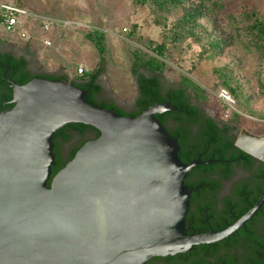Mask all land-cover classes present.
I'll use <instances>...</instances> for the list:
<instances>
[{
	"label": "water",
	"instance_id": "obj_1",
	"mask_svg": "<svg viewBox=\"0 0 264 264\" xmlns=\"http://www.w3.org/2000/svg\"><path fill=\"white\" fill-rule=\"evenodd\" d=\"M11 84L15 105L0 113V264H145L228 238L264 204L263 196L224 230L189 233L185 179L201 161L184 163L156 118L176 107L120 116L89 104L69 81ZM76 122L101 135L52 177L54 134ZM257 139L251 145L242 135L236 144L264 159Z\"/></svg>",
	"mask_w": 264,
	"mask_h": 264
},
{
	"label": "rangeland",
	"instance_id": "obj_2",
	"mask_svg": "<svg viewBox=\"0 0 264 264\" xmlns=\"http://www.w3.org/2000/svg\"><path fill=\"white\" fill-rule=\"evenodd\" d=\"M0 1L21 4L37 18L29 20L24 37L22 28L8 31L0 25V50L28 53L35 72L88 78L101 61L89 35L103 33L101 99L135 109L137 63L157 59L166 88L185 85L203 111L264 136V41L252 29L256 19L264 23V0ZM43 19L51 22L48 31ZM80 65L85 76L78 75ZM225 82L236 92L230 94ZM223 91L231 100L222 98ZM77 143L72 137L64 150Z\"/></svg>",
	"mask_w": 264,
	"mask_h": 264
},
{
	"label": "flooded vegetation",
	"instance_id": "obj_3",
	"mask_svg": "<svg viewBox=\"0 0 264 264\" xmlns=\"http://www.w3.org/2000/svg\"><path fill=\"white\" fill-rule=\"evenodd\" d=\"M0 54L11 55L18 61L26 58V68L37 73L31 67L28 53L8 48L0 50ZM17 73V68L10 63L0 62V113L13 103L11 80L17 82ZM191 104L202 112L196 116L195 123L186 127L184 137L187 143L185 149L180 147V151L190 162L200 160L201 163L185 179L191 191L187 227L189 233L195 234L221 231L234 224L264 196V159L237 146L243 135L239 124L203 111L192 100ZM134 108L125 111L129 114L137 111L136 102ZM187 117L184 115L180 120L166 116L165 128L171 135L175 130L181 131ZM246 239L257 244L253 257L247 256V250L242 249L241 243ZM209 245H218L221 254L229 249L239 258L235 264H264V204L245 226L228 238Z\"/></svg>",
	"mask_w": 264,
	"mask_h": 264
},
{
	"label": "trees",
	"instance_id": "obj_4",
	"mask_svg": "<svg viewBox=\"0 0 264 264\" xmlns=\"http://www.w3.org/2000/svg\"><path fill=\"white\" fill-rule=\"evenodd\" d=\"M174 5H178L181 0H172ZM18 4V3H16ZM21 5V4H19ZM22 6V5H21ZM254 33L257 35V39L264 41V23L256 19L252 25ZM89 38L96 43L97 49L101 54V61L99 68L91 73L88 78L81 80H71L67 74L57 73H32L26 66L28 61L26 58H21L20 61L15 60L11 55L0 54V62L4 61L7 64L17 68L18 76H15L18 83L26 84L34 78H47L56 81H69L76 87H79L87 91L86 98L89 104L98 107L114 110L120 116L137 117L148 107L157 103L169 102L172 106L176 107L177 110L157 114L156 118L165 127V117H177L182 119L184 115H188L185 124L181 131H173L172 135L179 141V147L185 149L186 138L184 137L190 124L197 121V115L201 114V109L191 104V98L188 93V87L185 85H178L166 88L163 82L161 74V64L158 63L157 59L145 60L137 63L136 70V82H137V97L136 105L138 110L129 114L123 108L119 107L116 103L108 102L101 99V93L103 86L98 82L99 77L105 72L106 60L103 54L105 53L104 47V34L89 35ZM146 72H142L141 70ZM79 76H85V74H78ZM226 86L230 90V94L236 92V90L230 86L228 82H225ZM14 103H11L8 110L14 107ZM215 128L214 126H212ZM230 129V128H229ZM168 131V130H167ZM180 133V134H178ZM101 135V132L96 127L76 122L68 123L61 127L53 137L55 143V165L53 166L52 177L66 166V164L72 160L77 151L89 140L96 139ZM78 137V143L68 150H64V144L68 142L72 137ZM238 150V149H237ZM179 156L184 163H191L181 151ZM242 249H246L247 256L253 257L256 252L257 244L252 239L244 240L241 243ZM221 248L217 245H198L194 250L187 253H178L176 255L168 256H155L148 260L145 264H212V263H232L235 264L239 259L236 255H232L229 249L223 254L220 253Z\"/></svg>",
	"mask_w": 264,
	"mask_h": 264
},
{
	"label": "built area",
	"instance_id": "obj_5",
	"mask_svg": "<svg viewBox=\"0 0 264 264\" xmlns=\"http://www.w3.org/2000/svg\"><path fill=\"white\" fill-rule=\"evenodd\" d=\"M37 19L35 14L30 12L24 6L13 2H2L0 3V25H2L6 30L12 31L16 28H22L21 36L26 35V26L29 20ZM42 28L44 31H48L51 28V22L49 20L43 19ZM67 21H62L64 26L67 25ZM43 42L47 45H51V41L47 38H43ZM85 71L84 65H80L78 68V74H83ZM222 98L225 100H231V95L227 91H223L221 94Z\"/></svg>",
	"mask_w": 264,
	"mask_h": 264
},
{
	"label": "bare ground",
	"instance_id": "obj_6",
	"mask_svg": "<svg viewBox=\"0 0 264 264\" xmlns=\"http://www.w3.org/2000/svg\"><path fill=\"white\" fill-rule=\"evenodd\" d=\"M243 139H246L247 140V143H250L251 145H256V144H260L261 142H260V140L259 139H257V137L255 136H253V135H251V134H249V133H244L243 134Z\"/></svg>",
	"mask_w": 264,
	"mask_h": 264
},
{
	"label": "crops",
	"instance_id": "obj_7",
	"mask_svg": "<svg viewBox=\"0 0 264 264\" xmlns=\"http://www.w3.org/2000/svg\"><path fill=\"white\" fill-rule=\"evenodd\" d=\"M3 1H0V3H2Z\"/></svg>",
	"mask_w": 264,
	"mask_h": 264
}]
</instances>
